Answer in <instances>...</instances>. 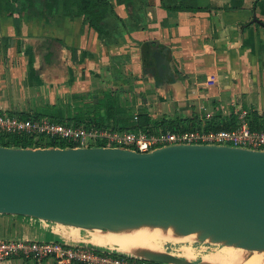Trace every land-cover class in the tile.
<instances>
[{
	"label": "crops",
	"instance_id": "0c3cea01",
	"mask_svg": "<svg viewBox=\"0 0 264 264\" xmlns=\"http://www.w3.org/2000/svg\"><path fill=\"white\" fill-rule=\"evenodd\" d=\"M257 1L193 0L192 10L166 9L160 0L114 4L121 21L110 20L109 32L99 35L82 15H64L61 3L48 15L43 9L20 11V0H0V111L50 117L58 110L56 115L73 121L80 109L86 118L99 110L111 127L114 112L153 113L155 99L183 111L191 105L189 114L202 122L217 116L238 124L241 110L264 117V27L252 21L253 13L264 20V6L257 11ZM146 42L151 52L165 53L173 74L168 81L148 72L154 60H144ZM43 43L59 51L51 63H43L35 50ZM209 73L216 75L213 84H205ZM0 239L68 237L41 219L0 214ZM0 264L51 259L16 257Z\"/></svg>",
	"mask_w": 264,
	"mask_h": 264
},
{
	"label": "water",
	"instance_id": "95a60500",
	"mask_svg": "<svg viewBox=\"0 0 264 264\" xmlns=\"http://www.w3.org/2000/svg\"><path fill=\"white\" fill-rule=\"evenodd\" d=\"M252 21L264 27L255 13ZM151 56L148 72L165 82L172 78L165 53L156 49ZM0 214L83 229L170 226L174 235L264 251V149L0 144ZM89 242L157 263L218 264L162 249L127 251Z\"/></svg>",
	"mask_w": 264,
	"mask_h": 264
},
{
	"label": "built area",
	"instance_id": "2783aa9c",
	"mask_svg": "<svg viewBox=\"0 0 264 264\" xmlns=\"http://www.w3.org/2000/svg\"><path fill=\"white\" fill-rule=\"evenodd\" d=\"M216 81L214 73L206 75L205 84H213ZM206 116L209 117L210 113H206ZM246 116L247 112L241 110L237 114L238 124L228 129L159 130L147 134L141 129L119 130L94 123L75 125L53 121L43 116L22 117L2 110L0 132L7 135L60 138L72 144L69 146H124L137 151H148L173 143H213L264 149V128L251 129ZM16 257L35 262L50 258L51 264H154L132 254L91 245L83 239L74 240L72 236L67 240L0 239V261Z\"/></svg>",
	"mask_w": 264,
	"mask_h": 264
},
{
	"label": "trees",
	"instance_id": "16d2710c",
	"mask_svg": "<svg viewBox=\"0 0 264 264\" xmlns=\"http://www.w3.org/2000/svg\"><path fill=\"white\" fill-rule=\"evenodd\" d=\"M136 0H20V11L23 10H37L43 9L48 15L55 12L61 3L62 12L67 16H83V21L91 28L96 30L99 35L108 33V24L110 20L121 19L117 16L114 10V4H125L128 7L134 5ZM193 0H160V4L163 8L172 10H192L197 8L192 6ZM10 6V3L8 4ZM9 10V8H7ZM11 14V12H9ZM117 25V24H115ZM35 50L40 55L43 63H51L56 55L59 54L58 49L51 43H43L41 46H37ZM142 53L144 60L147 58L151 59V50L149 42L143 43ZM101 101L94 102L95 107H100ZM125 114H116L114 112L115 121L111 128L119 130H130L137 131L141 129L147 134L157 132L159 130H184V129H221V128H232L236 126L235 119L234 123L229 120H220L217 116H213L208 120L202 122L196 114L181 115L174 114L173 116H167L162 114L155 116L146 108H141L137 111L136 118L133 117V113L130 111L124 112ZM89 115V113H88ZM41 117L35 114H27L22 117ZM103 114L99 110H95L94 114L89 115L87 118L84 115L78 116L72 120H63V118L53 114L48 117L49 119L57 122L85 124L94 123L98 126H106L103 122ZM235 116V115H234ZM118 117V119H116ZM236 117V116H235ZM234 117V118H235ZM249 127L251 129L264 128V117L256 111H250L247 116ZM71 121V122H70ZM238 123V122H237ZM107 127V126H106ZM0 144L9 146H69L71 143L66 142L60 138L54 137H43L38 135H7L0 132ZM154 264H164L152 262ZM80 264V263H73Z\"/></svg>",
	"mask_w": 264,
	"mask_h": 264
},
{
	"label": "bare ground",
	"instance_id": "6f19581e",
	"mask_svg": "<svg viewBox=\"0 0 264 264\" xmlns=\"http://www.w3.org/2000/svg\"><path fill=\"white\" fill-rule=\"evenodd\" d=\"M172 235H174V233L170 226L167 228L146 226L118 231L94 228L91 229V237L89 240L98 245L113 246L127 251H134L138 248L158 250L160 248L153 240L158 237ZM186 236H189V234L183 237ZM219 249V251L213 254H204L202 260L218 264H264L263 250H249L228 244H223ZM183 256L190 258L193 256V252L190 248L186 247L183 249Z\"/></svg>",
	"mask_w": 264,
	"mask_h": 264
},
{
	"label": "rangeland",
	"instance_id": "374dc122",
	"mask_svg": "<svg viewBox=\"0 0 264 264\" xmlns=\"http://www.w3.org/2000/svg\"><path fill=\"white\" fill-rule=\"evenodd\" d=\"M264 4V0H258L256 2V10H261L263 8ZM259 14V13H258ZM257 16V15H256ZM258 17V16H257ZM261 20V19H260ZM264 22V20H262ZM152 101V107L154 108V115L155 116H159L162 114H166L167 116H173L176 113H184L181 115H188L191 110H190V106H186L183 109H185V111H183L182 109H176L177 106H172V104L168 103H164L163 106H161L160 103H156L154 102L155 99L151 100ZM191 101V100H190ZM188 107V109L186 110V108ZM88 108V112L90 114V112L92 111V104L90 103L89 105H87ZM64 110V109H63ZM83 111V109H80ZM10 111V110H7ZM82 111H79V115L81 116L83 114ZM47 112V111H45ZM59 112L58 110L55 111V113ZM49 113V112H47ZM46 114V113H44ZM77 116V115H76ZM77 116V117H78ZM51 225L54 226V228L59 227L60 231H63L65 234H67V237H71L74 236V240H78L81 241V239H86L87 243H90L89 239L91 237V229H83V228H79V227H74V226H68V225H62V224H54V223H50ZM153 242H155L160 249L168 251V252H172L174 254H178L183 256V249L188 247L191 249V251L193 252V256L190 257L189 259H193V260H200L202 259V256L204 254H213L214 252L219 251L223 244H219V243H211V242H202V241H198L196 240L194 237L192 236H179V235H172V236H163V237H158L155 240H153ZM182 244V245H181ZM184 248H183V247Z\"/></svg>",
	"mask_w": 264,
	"mask_h": 264
},
{
	"label": "flooded vegetation",
	"instance_id": "af4514ba",
	"mask_svg": "<svg viewBox=\"0 0 264 264\" xmlns=\"http://www.w3.org/2000/svg\"><path fill=\"white\" fill-rule=\"evenodd\" d=\"M167 77H168L167 79L169 80L170 79L169 76H167Z\"/></svg>",
	"mask_w": 264,
	"mask_h": 264
}]
</instances>
